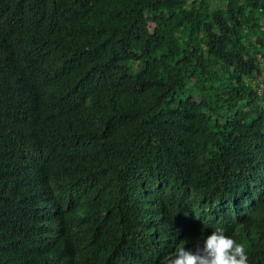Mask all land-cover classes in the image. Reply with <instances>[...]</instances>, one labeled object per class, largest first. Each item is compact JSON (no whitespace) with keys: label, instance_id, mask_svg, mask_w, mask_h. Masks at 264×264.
Returning <instances> with one entry per match:
<instances>
[{"label":"trees","instance_id":"trees-1","mask_svg":"<svg viewBox=\"0 0 264 264\" xmlns=\"http://www.w3.org/2000/svg\"><path fill=\"white\" fill-rule=\"evenodd\" d=\"M217 229L264 264V0H0V264Z\"/></svg>","mask_w":264,"mask_h":264},{"label":"clouds","instance_id":"clouds-1","mask_svg":"<svg viewBox=\"0 0 264 264\" xmlns=\"http://www.w3.org/2000/svg\"><path fill=\"white\" fill-rule=\"evenodd\" d=\"M163 264H249L245 246L217 229L204 238V248L193 254L179 248L178 258Z\"/></svg>","mask_w":264,"mask_h":264},{"label":"bare ground","instance_id":"bare-ground-1","mask_svg":"<svg viewBox=\"0 0 264 264\" xmlns=\"http://www.w3.org/2000/svg\"><path fill=\"white\" fill-rule=\"evenodd\" d=\"M11 152V151H10Z\"/></svg>","mask_w":264,"mask_h":264}]
</instances>
